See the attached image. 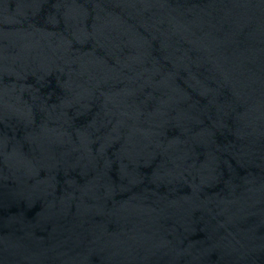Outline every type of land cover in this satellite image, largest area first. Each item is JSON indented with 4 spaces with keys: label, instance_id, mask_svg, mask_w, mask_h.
I'll use <instances>...</instances> for the list:
<instances>
[{
    "label": "water",
    "instance_id": "1",
    "mask_svg": "<svg viewBox=\"0 0 264 264\" xmlns=\"http://www.w3.org/2000/svg\"><path fill=\"white\" fill-rule=\"evenodd\" d=\"M0 264H264V0H0Z\"/></svg>",
    "mask_w": 264,
    "mask_h": 264
}]
</instances>
